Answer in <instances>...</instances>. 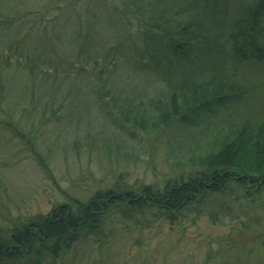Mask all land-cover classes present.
<instances>
[{
  "label": "trees",
  "instance_id": "trees-1",
  "mask_svg": "<svg viewBox=\"0 0 264 264\" xmlns=\"http://www.w3.org/2000/svg\"><path fill=\"white\" fill-rule=\"evenodd\" d=\"M78 1L88 4L82 12L89 18L82 22L66 16L67 26L60 29H69L74 19L78 27L69 33L59 29L56 39L58 28L50 32L43 25L53 17L34 21L28 30L13 26L19 15L0 17V31H5L0 32V108L5 113L1 117L0 112V127L19 135L14 115L29 121L31 113L20 108L19 93L42 94L32 85H18L11 71L27 73L32 80L41 76L56 87L75 82L70 88H86L99 108L94 118L101 119V130L84 135L89 146L101 144L110 153L115 142L116 155L138 158L123 143L129 132L159 137L172 126H194V131L168 132L166 140L176 168L172 171L183 173L163 188L145 184L136 189L122 176L84 197L66 194L67 201L47 213L12 217V225L0 224V264H73L95 245L105 248L121 223L138 225L147 216L173 222L227 191L251 202L264 192V109L238 123L216 118L252 97L246 73L264 63V0ZM36 27L45 47L40 53L27 43ZM67 38L71 45L63 50ZM75 39L80 45H74ZM109 40L110 47L95 49L96 43ZM50 42L56 45L49 47ZM137 74L150 79L146 88L133 78ZM46 95L40 113L53 123L78 107L70 89L56 97L46 90ZM31 105H36L34 98ZM213 117L219 120L212 122ZM38 160L52 177L47 163Z\"/></svg>",
  "mask_w": 264,
  "mask_h": 264
},
{
  "label": "rangeland",
  "instance_id": "rangeland-1",
  "mask_svg": "<svg viewBox=\"0 0 264 264\" xmlns=\"http://www.w3.org/2000/svg\"><path fill=\"white\" fill-rule=\"evenodd\" d=\"M84 5L88 4L78 0H0V17L10 19L19 15L23 19L18 18L13 26H24V30L31 28L34 21L53 17V22L49 23L52 26L46 22L43 25H48L50 32L58 28L54 35L56 39L59 29L66 25L63 22L66 16L82 22L89 18L86 10L82 12L83 8H87ZM67 8L78 10L74 13ZM99 9L104 11L103 8ZM79 11L81 16H78ZM77 24L75 19L71 21L70 31H74ZM69 29H60L59 33H69ZM0 32L5 34L4 30ZM39 33L38 28L32 31L27 42L30 47H34L35 53H40L45 48L39 42ZM75 40L74 45H80ZM110 40L107 44L96 43L95 49L98 47L100 51L110 47ZM70 41L71 38L63 41V50L71 45L68 44ZM55 45L52 42L48 44L49 47ZM66 51L74 54L69 49ZM52 62L55 66L54 58ZM127 71L130 72L129 69ZM11 72L18 85L26 84L30 88L32 85L36 90H41L42 94L36 93L32 96L29 92L25 96L19 93L24 100L20 108H27L31 112L29 121L22 115L11 118L19 129V135L0 127V224L12 225L18 216L47 213L56 203L65 201L66 194L84 197L91 191L113 185L116 178L122 176L136 189L145 184L163 188L169 179L181 177L183 170L172 171L176 168L168 153L171 151L166 143L168 132L175 129L194 131V126H172L159 137L137 131H134L135 136H129L132 133L129 132L123 143L140 155L138 158L125 159L113 152L116 148L115 142L110 144L113 149L110 153L101 144H86L84 135L87 131L98 133L101 130V119L97 121L98 117L94 118L99 113L98 105L86 88L79 91L70 88L76 86L75 82H67L70 86L60 83L56 87L52 85L53 81L50 83L41 76L32 80L27 73L16 70ZM246 75L248 94L251 93L252 97L238 108L219 112L216 118L238 123L245 116H257L264 109V63L258 69L248 70ZM133 78L141 82V88L150 84L148 77L137 74ZM14 85L13 83L12 88ZM68 89L72 90V98L78 103L74 113L58 118V123L44 119L40 110L48 99L47 95L44 97L46 90L56 97ZM84 91L86 93L83 96H78ZM31 97L36 105H31ZM69 103L70 100L65 102V113ZM0 112L1 117L5 116L1 108ZM78 114L82 117L77 118ZM216 118L213 117L212 122L219 120ZM76 138L77 145H74L72 141ZM39 158L47 163L52 177L43 171ZM256 197L251 202L235 192L227 191L201 202L195 212L173 222L163 218L152 220L147 216L139 220L138 225L132 222L121 223L105 248L95 245L83 251L74 263L99 264L101 259L100 264H264V192Z\"/></svg>",
  "mask_w": 264,
  "mask_h": 264
}]
</instances>
